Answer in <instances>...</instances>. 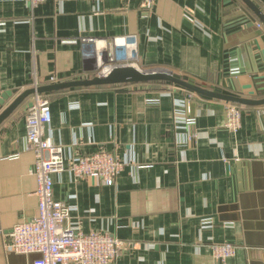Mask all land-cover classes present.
<instances>
[{
    "label": "crops",
    "instance_id": "crops-1",
    "mask_svg": "<svg viewBox=\"0 0 264 264\" xmlns=\"http://www.w3.org/2000/svg\"><path fill=\"white\" fill-rule=\"evenodd\" d=\"M251 1L264 12V0ZM141 3L45 0L32 9L29 0H0V113L32 87L34 71L42 85L53 83L52 74L56 82L93 75V46L82 36L135 34L141 67L166 68L209 88L250 96L263 85L255 76L264 74V59L250 45L264 47V24L245 0H154L150 12ZM231 53L242 71L228 88ZM44 93L52 108L47 132L68 156L107 149L142 164L126 165L112 185L68 169L55 177L71 225L126 241L106 264H219L210 244L222 241L238 246L228 264H264V104L244 105L234 132L224 125V99L170 82ZM32 97L0 123V264H29L36 256L5 247L13 226L38 213L35 153L25 145ZM186 98L197 138L183 146L175 142L173 107Z\"/></svg>",
    "mask_w": 264,
    "mask_h": 264
},
{
    "label": "built area",
    "instance_id": "built-area-1",
    "mask_svg": "<svg viewBox=\"0 0 264 264\" xmlns=\"http://www.w3.org/2000/svg\"><path fill=\"white\" fill-rule=\"evenodd\" d=\"M45 0H29L34 9ZM142 7L150 12L154 0H142ZM146 13V12H145ZM189 18L192 16L186 13ZM34 15L28 18L33 21ZM258 26H263L258 23ZM85 44L93 46L96 58V71L93 75H106L113 68L138 63L139 52L135 34L106 36H82ZM226 84L231 88L242 71V64L235 53L228 56ZM162 68V67H156ZM155 69V68H152ZM32 87L41 85L36 71L33 72ZM48 81L56 82L58 77L49 76ZM231 90V89H230ZM190 99V97L188 96ZM178 101L173 107V121L177 127L175 142L187 146L197 138L196 117L192 113L189 99ZM159 98H148L147 102H159ZM243 106L237 102L224 100L225 127L236 132L242 126ZM52 120L51 100L47 93L35 91L32 104L26 114V148L35 153V161L30 172L38 180V213L27 221L13 226L7 234L5 247L10 252L36 254L29 264H106L115 260L126 245V241L108 231H84L81 226L69 223L70 204L67 199L55 195V177L68 169L75 178H99L107 184H114L116 177L126 165L141 166L135 163L132 154L121 156L113 150L101 149L86 154H66L64 145L53 140L46 132V124ZM210 220H207L208 223ZM207 226V224H206ZM209 226H212L209 223ZM3 228L0 226V233ZM213 255L219 264H228L238 246L232 241L212 242Z\"/></svg>",
    "mask_w": 264,
    "mask_h": 264
},
{
    "label": "water",
    "instance_id": "water-1",
    "mask_svg": "<svg viewBox=\"0 0 264 264\" xmlns=\"http://www.w3.org/2000/svg\"><path fill=\"white\" fill-rule=\"evenodd\" d=\"M245 2L259 15L261 22L264 24V12H262L258 6H256L251 0H245ZM253 23V22H251ZM255 45V47H254ZM252 51L256 49L255 56L258 59H264V47L258 42L252 43ZM263 56V57H262ZM264 68V64H262ZM256 78H263V85L258 86L255 90L249 92L250 96L241 95L233 92H225L222 87L209 88L205 84L195 82L187 76H181L175 74L171 70L166 68H138L132 64L118 66L113 68L106 75H91V76H80L77 78L63 80L59 82H53L49 84H41L39 87H30L20 94H18L12 102L0 113V123L14 110L17 108L19 103L29 94L35 93V91L46 92L60 90L64 88H70L73 86H92L101 84H115V83H148L154 81L170 82L172 84L179 85L190 91L206 95L214 98H221L226 101L237 102L242 105H261L264 104V74L257 75ZM12 92H16L13 90ZM11 94V92H7ZM261 93V94H260ZM263 95V96H260ZM32 101L29 103V106ZM45 130H48V124H46Z\"/></svg>",
    "mask_w": 264,
    "mask_h": 264
},
{
    "label": "trees",
    "instance_id": "trees-1",
    "mask_svg": "<svg viewBox=\"0 0 264 264\" xmlns=\"http://www.w3.org/2000/svg\"><path fill=\"white\" fill-rule=\"evenodd\" d=\"M181 76H184V75H181ZM188 77V76H187ZM189 78V77H188ZM195 82H197V81H195ZM199 83V82H198Z\"/></svg>",
    "mask_w": 264,
    "mask_h": 264
}]
</instances>
